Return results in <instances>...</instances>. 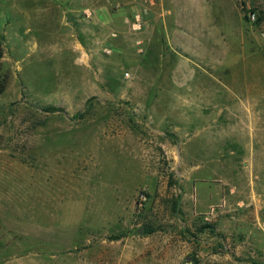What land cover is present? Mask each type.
<instances>
[{"label":"rangeland","instance_id":"obj_1","mask_svg":"<svg viewBox=\"0 0 264 264\" xmlns=\"http://www.w3.org/2000/svg\"><path fill=\"white\" fill-rule=\"evenodd\" d=\"M0 38V264L264 260V0H0Z\"/></svg>","mask_w":264,"mask_h":264},{"label":"crops","instance_id":"obj_2","mask_svg":"<svg viewBox=\"0 0 264 264\" xmlns=\"http://www.w3.org/2000/svg\"><path fill=\"white\" fill-rule=\"evenodd\" d=\"M154 10H153L152 16L150 17L149 22L152 21V23H153V22H156V21L160 20V23L161 24H164L163 26L165 27V31H164L165 34H163L162 37L159 36V39H157L156 37L155 38L154 37L153 38H149L148 37V33H149L148 29L147 30H144L143 33H141L142 38L140 37V39H139V40H142L143 41V45L146 44V42L148 44H150V43H154V44H157L158 43L159 44V43H161L162 40H167V39L168 40L170 39V40L173 41L175 39V36H180V34H179L178 31H179V28H181L180 27L181 25H180V22L178 21L179 20L178 13L177 12H174L173 14H171L172 11L169 10V9H167V8H165L164 3L163 4L161 3V7H159L158 9H154ZM95 12H96L95 13V16H94V21H95V23H94L95 24V26H94L95 31L94 32L95 33L94 32L87 33V34H89L91 36H94V34L96 36V34H97L98 31H103L105 29L106 30L112 29V27L114 25L113 24V21H114V17L115 16L113 14H110L107 10L105 11V8L104 9L101 8L100 10H97ZM166 18H171L173 21H175L174 22V25H172V27H171V29H174V30H170V33L168 32V29H167ZM129 28L131 30V26L130 25H129ZM95 39H98V36H96ZM107 43H109V42H107ZM75 49L78 50V52H80V53L81 52L83 53V51H84V56H87V51L85 49L83 50V48L80 45L79 46L76 45ZM83 60H85V59H83ZM254 216H255L254 217V220H256V224H257L259 230L263 231V233H264V229L262 228L264 226V216L263 217H260L257 214H255ZM232 220L237 221V220H239V217H234V215H229L227 213H224L220 217V221L222 222V228H224V231L227 232V229L230 226V221H232ZM241 220H243V218ZM225 233H223V235H224L223 236V239H224V242H227L228 238H227V234L225 235ZM225 247L227 249V246L226 245L224 246V248ZM226 253H227V251H225V254ZM256 263L257 264H264V260H259Z\"/></svg>","mask_w":264,"mask_h":264},{"label":"trees","instance_id":"obj_3","mask_svg":"<svg viewBox=\"0 0 264 264\" xmlns=\"http://www.w3.org/2000/svg\"><path fill=\"white\" fill-rule=\"evenodd\" d=\"M4 57V48H3V38H0V96L5 92L8 84V76L3 73L2 70V59ZM42 110L46 113H56V112H62L61 109H59L56 106L53 105H45L42 106ZM1 141V138H0ZM148 233V231H147ZM122 235H119L118 237H115L116 240H119Z\"/></svg>","mask_w":264,"mask_h":264},{"label":"built area","instance_id":"obj_4","mask_svg":"<svg viewBox=\"0 0 264 264\" xmlns=\"http://www.w3.org/2000/svg\"><path fill=\"white\" fill-rule=\"evenodd\" d=\"M151 3L153 4V2H151ZM144 14H146V11L141 12L140 14L136 15L135 18H134V20H132L130 26H131V30L133 32H140V31L143 30V27H144V19H145ZM252 18L254 19L255 16L253 15ZM112 36L115 37L114 34ZM142 45H143V41L142 40H138L137 41V46L140 47ZM103 50H104V52L106 54H110L111 53V50L108 47H105ZM139 52L140 53L143 52V48L140 47ZM126 76H129V74H127ZM262 228L264 229V226Z\"/></svg>","mask_w":264,"mask_h":264},{"label":"water","instance_id":"obj_5","mask_svg":"<svg viewBox=\"0 0 264 264\" xmlns=\"http://www.w3.org/2000/svg\"><path fill=\"white\" fill-rule=\"evenodd\" d=\"M144 226H142V227H140V229H138L137 231H136V233L137 234H141V235H144L145 233H144ZM186 264H193L192 262H189V263H186Z\"/></svg>","mask_w":264,"mask_h":264}]
</instances>
